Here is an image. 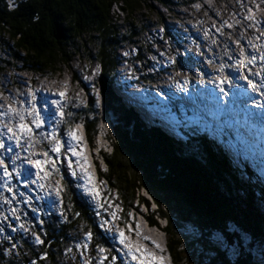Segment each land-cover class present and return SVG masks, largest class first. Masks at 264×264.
Instances as JSON below:
<instances>
[{
  "label": "trees",
  "instance_id": "16d2710c",
  "mask_svg": "<svg viewBox=\"0 0 264 264\" xmlns=\"http://www.w3.org/2000/svg\"><path fill=\"white\" fill-rule=\"evenodd\" d=\"M151 1L168 3L167 0H0V80L13 84L9 83L8 71L56 78L65 68L70 70L76 58L98 62L101 67L98 86L112 116L113 134L111 154L102 155L107 169L103 177L110 195L112 191L119 194L124 215L138 201H145L139 196V190L143 189L166 219L167 247L174 264H186L185 261L192 264L191 260L194 264H264V249H260L264 248V189L246 182L242 176L238 178L225 156L204 137L191 138L184 144L158 129L146 127L137 115L123 108L107 86L117 66L119 47L139 42L142 32L152 25L151 13H146L153 9ZM115 4L124 13L122 19L112 14ZM136 13L141 14L140 24L133 17ZM158 19L164 22L161 14ZM71 116L64 127L68 122L81 120L92 141L100 128L98 113H92L91 109ZM68 191L71 195L64 197L63 225H45L41 233L43 244L36 249L23 244L26 252L18 258L6 259L0 249V264H31L33 260L36 264H65L66 247L89 229L95 244L104 241L93 223V209L73 187ZM75 213L80 215L73 218ZM173 215L189 224L185 230H189L193 240L185 238L187 244L178 236ZM150 222L156 224L152 218ZM213 235L220 236L226 252L223 244L213 243ZM236 246L240 252L234 256ZM41 256L46 259L41 260Z\"/></svg>",
  "mask_w": 264,
  "mask_h": 264
},
{
  "label": "snow or ice",
  "instance_id": "6c2138e0",
  "mask_svg": "<svg viewBox=\"0 0 264 264\" xmlns=\"http://www.w3.org/2000/svg\"><path fill=\"white\" fill-rule=\"evenodd\" d=\"M9 6L12 7L11 4ZM245 19H248V17H245ZM251 24L260 27L262 29L260 35L264 37V25H261L255 19L251 20ZM251 47L258 51V55L246 54L245 50L241 48L240 58L235 61L233 68L239 72V76L235 79L243 80L247 85V92L243 88H238V95L247 97V100H253L249 93L259 97V99L253 100L251 106L247 102L242 105L240 110L243 112L245 122L252 127L259 123L262 126V130H264V43H252ZM258 61L260 64L259 71L255 73L251 71L245 72L249 65L255 66ZM225 67L224 64H221L217 69L221 75L215 81L214 87L221 94L216 97L217 107L222 111H230L228 104L221 105L219 103V101L225 100L229 95L223 85H228L229 87L238 86L234 83V79L224 75ZM96 74L94 71L93 75ZM252 76L259 78L260 82L258 84L254 82L250 78ZM84 79L87 81L88 77L85 76ZM176 87L179 91L186 92L184 86L177 84ZM66 89L67 85L60 91H54L40 97L39 104L50 105L51 111L47 107L43 108V110L38 108L37 95L31 87L27 90L26 96H23V99L5 97L8 100V104L0 107V129H2L0 130V171H2L0 179H3L7 185L5 191L8 192L13 191L11 187L13 178L17 181L22 179V187L29 190L34 186L36 191L33 195L36 199H49L52 207L58 210L62 218H64L63 199L65 195H71L68 190L70 187H74L82 191L83 195L90 198V201L95 204L96 214L99 218L100 210L104 208L105 204H107L109 209H113V205L109 202L108 197H101L93 173L89 171L90 164L88 158L84 155L83 141L81 139L80 129L82 126L68 122L66 128L62 131L60 129V125L66 122V115H72L71 112L66 114L64 111L66 102L69 99ZM0 95L3 94L0 93ZM16 95L21 96L22 93L17 92ZM156 95L159 96L160 93L157 92ZM49 96L54 98L50 99ZM97 103H99V99H97ZM253 108L258 111H252ZM41 129L44 131H40ZM5 140L8 141L7 144H5ZM13 148H15V151H13ZM22 153L25 155H21ZM5 154H10L8 155V163L11 164V171L4 159ZM65 165L67 176H70L72 181H75V184L70 185L66 182L65 174L62 171V166ZM53 180H55V183H53ZM12 198L15 199L16 197L13 195ZM4 202L8 203L7 200ZM23 202L29 203L27 199ZM69 210H71V205H69ZM33 211H36L35 207H33ZM12 212L14 214L15 209ZM36 214L38 215L39 213ZM79 215V213H75L73 218ZM128 216L131 217L132 213H128ZM119 220L120 217L116 210L113 209L108 213L107 219H99V227L106 234L111 235L113 232L111 222ZM21 227L23 226L21 225ZM24 230L28 231V229ZM126 232L132 233L133 228L128 227L126 230L117 228L113 236L115 243L120 245L116 251L124 258L123 264H165L166 258L158 254L163 252L158 243L151 240L148 236H143L142 240L151 244L153 250L149 251L145 244L131 241ZM134 234L137 237H141L138 223L134 225ZM92 239L93 233L89 229L85 232L83 240L75 245L76 251L80 252L83 250V252H88L89 243ZM34 242L37 245L43 243L40 236H36ZM68 251L71 252L72 249L69 248ZM96 252L98 257L95 260V264H105V261H108V264H117V256H110L109 249L98 245ZM40 259L44 260L46 256H41ZM81 259L83 264H93L90 258L81 256ZM31 264H36V261L33 260Z\"/></svg>",
  "mask_w": 264,
  "mask_h": 264
},
{
  "label": "rangeland",
  "instance_id": "374dc122",
  "mask_svg": "<svg viewBox=\"0 0 264 264\" xmlns=\"http://www.w3.org/2000/svg\"><path fill=\"white\" fill-rule=\"evenodd\" d=\"M172 2H180V0H171ZM181 1H183V2H186V3H184L183 4V6H187V7H178L179 5H175L174 7H171L169 10H167L166 11V9L164 8V7H160V5L157 3V2H150L151 3V6H152V10L151 11H146V13L147 12H149V13H151L150 15H151V17L149 18L150 20H151V23L152 24H155V23H157V22H159V16H160V14H161V16L163 17V18H167L168 17V20L167 19H164V23H166V24H171V23H173V24H177V22L178 23H181L178 19H172V18H170L171 16H173V17H175V18H178L177 16H178V12H188L189 14L190 13H194V14H196V11L194 12V11H192V8H197V7H199L200 5H202V4H204V3H206L205 5H214L215 6V8L213 9V11L215 12V14H216V17L217 18H219V19H222L223 18V16L221 15V13H220V11H218L220 8H224V9H226L228 6H229V4H232L234 1L235 2H237V1H242V0H226V2L224 1V0H221L220 2L219 1H217V0H204L203 2H201V0H181ZM245 1V3H243V6L247 3V0H244ZM260 1H262V0H260ZM217 3V4H216ZM219 3V4H218ZM168 4H170V3H168ZM204 5V6H205ZM241 9V8H240ZM118 11L120 14H121V16H122V18H123V14L124 13H122V12H120V10H119V8H117V9H114V11ZM231 10V11H230ZM230 10H226L227 12L229 11L231 14H233V12H234V10H232V9H230ZM260 11V10H259ZM239 13V14H238ZM262 13V12H261ZM207 13L205 12H203L202 13V15L201 16H205ZM263 14V17H264V13H262ZM180 15V14H179ZM240 16V17H243V12H242V10H240V11H238L237 12V14H233L232 16H230V15H227V17H229V18H231V20L233 19V23H229L228 22V20H224L221 24L220 23H218L217 22V20H215L214 18H210V17H205V19H206V22H208V21H210L211 22V24H210V26H209V28H207L206 30H207V35L206 34H204V33H202V32H199L200 33V35L202 36V38L201 39H204V41H205V44H202V47L204 48V51H206L207 53H213V49H210L209 48V46H213L214 47V49L215 50H218L219 48H223L225 51H226V53H225V55H226V58H224V60L225 61H230V60H232L231 59V57H233V56H228V54H227V52H228V47H227V45H225L227 42H231L233 45H235V46H237V45H240L241 43H239V41H237V40H235V38L232 36V33L233 32H238V33H246L245 31H248V29H250V27H251V24H250V20H251V16L249 17V21H248V23L246 24L249 28L248 29H245V27H246V25L244 26V25H241V21L240 20H238V19H236V16ZM234 16V17H233ZM134 19H135V21L138 23V24H140L141 23V20H142V17H141V14H134ZM264 19V18H263ZM208 20V21H207ZM160 24H162L161 22H159ZM188 23H191V21H188ZM232 25H236V27L234 28V29H232V30H230V32H226L224 29H225V27H232ZM182 26H184V25H182ZM191 26V25H190ZM241 30H244L245 29V31H240V29ZM158 29H160L161 31H162V26H160V27H158L157 28V30ZM253 29V28H252ZM254 29H258L256 26H254ZM253 29V30H254ZM259 31H255V33H256V36H258V38H260V39H256L255 41H256V43H264V37H262L261 35H260V33H261V31H262V29L259 27ZM193 30H195V29H193ZM146 31L147 32H144L143 31V35H142V38H143V41H142V43L144 42V45H146V44H148V45H146V47H143V52H142V55L144 56V54H145V49H155L162 57H164V58H168L169 57V55L167 54V52H170L169 50L170 49H172V46L167 42V41H160V38H161V36H160V38H159V36H158V34L155 32V30L154 29H149V28H146ZM215 31H216V33H215ZM142 32V31H141ZM210 33H211V36H209L210 35ZM218 34V35H217ZM220 37H221V39H220ZM263 39V40H262ZM224 42H223V41ZM263 41V42H262ZM158 42H160V43H158ZM150 43H151V45H150ZM157 43V44H156ZM253 43H255V42H253ZM218 44H221L220 45V47H218ZM191 44H189L188 43V48H190L191 50H194V52L195 53H197V55L199 56L200 55V53H201V51H200V49H199V47H195L194 49H193V46H190ZM246 45L248 46V41H246ZM251 45V44H250ZM246 46V47H247ZM127 50L128 49H124V50H121V53L122 54H120V57L122 58L123 56L122 55H129L130 57H135L136 55H135V53L132 51L131 53H128L127 52ZM244 50H245V52L247 51V49L246 48H244ZM248 50H250L249 52H250V54H251V52H253V54H257L258 55V51L256 50V49H253L251 46H249L248 47ZM257 51V52H256ZM136 52V51H135ZM235 53H236V55L239 57L240 56V52H239V49L237 48V50L235 51ZM216 55H217V57H216V60H219L220 61V63H221V60H223V56L221 55V54H219V56H218V53H216ZM236 56V57H237ZM147 57L148 56H146V60H145V62L147 63V61H148V59H147ZM194 57V56H193ZM188 58V57H187ZM239 59V58H238ZM145 62H144V64H145ZM187 62H189V64H190V60H188ZM214 62V61H213ZM164 63V62H163ZM194 64H196V62L194 61L193 62ZM202 65L203 66H206V67H208V69H210V70H217L219 67H220V65L221 64H210V63H208V62H203L202 63ZM226 67H225V69H224V75H226V76H228L227 75V73H226V71H228V69L229 68H233V63L229 66H227L226 64H224ZM137 66V65H136ZM71 69L69 70V69H64V71H63V73L59 76V77H57V79L54 81V80H47V79H41L40 77H38V76H32V80L33 81H31L30 79H29V77H28V75H27V77L25 76V75H23V74H16V73H14V72H12V71H8L10 74H8V76H10V78H9V83L10 82H13V84H7V81H5V79H3V80H0V91L2 90V91H4L3 93H5L4 95H2V99H5V97H7L8 96V94H7V92H10V93H12L13 94V97H15V98H17V99H23V96H26V94H27V90L29 89V87H33V88H31L34 92H36V95H37V99H38V108L40 109V104H39V93H37L38 91L37 90H50V88L51 89H55L56 90V87L57 86H59L60 85V83H63V82H65V83H67L68 84V86H67V89H66V91H67V93L69 92L70 94L68 95V97H69V99L67 100V102H66V107H65V109H67V110H71V111H73L72 112V114H75L76 112H78V111H80V110H87L88 108H93V109H96L97 111H101L102 110V101H101V98H100V94H99V91H98V89H90L89 90V92H88V90L86 91V90H84L83 88H81L80 87V82L79 81H77V82H70V78L73 76L72 75V73H76V71L78 72V73H80L81 74V72L82 71H84V70H86V69H88L89 68V65H87V64H85L83 61L82 62H79L77 59L74 61V62H72V64H71ZM137 67H140V68H144V65H143V63H141V65H139V66H137ZM256 67L258 68L259 66H257V64L255 65V66H252V65H249L246 69H245V71L246 72H248V71H253V72H257V69H256ZM236 71H233V72H231L230 73V75L231 76H234V75H238L237 73H235ZM140 73H145V71L144 70H141L140 71ZM171 74L175 77H177V72L176 71H173V70H171ZM220 74V73H219ZM221 75V74H220ZM85 76H87L88 77V80L87 81H85V83H87L88 81H91L92 80V78H91V76H89V75H85ZM85 76H83L82 77V79H81V82L84 84V82L82 81V80H85L84 79V77ZM163 76V75H162ZM48 78V77H47ZM59 78V79H58ZM168 78H170L171 79V77L170 76H168ZM178 78V77H177ZM182 79H184V80H186V78H182ZM59 83V84H58ZM94 83L96 84V80L94 81ZM44 85V87H43V85ZM95 84H94V87H95ZM7 85V86H6ZM61 86V85H60ZM59 86V87H60ZM62 89H64V86H61V90ZM7 91V92H6ZM17 92H19V93H22V95L21 96H17L16 94H17ZM49 93H51V92H49ZM132 96L133 95H135V94H132V93H130ZM42 95H40V97H41ZM116 96L118 97V94L116 93ZM1 98V97H0ZM97 99H99V103H97ZM200 100V102H198V100ZM89 100H92V106H89ZM161 100V99H160ZM196 102H198V104L199 105H203L204 106V108H205V106L206 105H212V102H209L208 100H204L202 97H198V98H195L194 100H193V103H196ZM125 106H127V104L126 103H123ZM213 106V105H212ZM42 108H45L44 107V105H41V109ZM143 112V111H142ZM104 114L106 115V112H104ZM107 116H110V115H107ZM72 117V116H71ZM109 120H111L112 121V117L110 116L109 117ZM197 121H199V120H197ZM161 122H163V123H169L170 122V120L168 119V118H164V119H162V121ZM209 130V129H208ZM102 137V136H101ZM95 145V148L94 149H91V150H89L88 149V146H87V149L89 150V155H91L92 156V159L93 158H97V159H99V163L101 164V166H102V168H103V171L104 172H106V170H105V165H103V159H102V157H101V150H100V148L102 147V146H104V145H107L106 143H105V140L103 139V138H101V139H98V140H95L93 143H92V146H94ZM98 145V146H97ZM92 146H90V148H92ZM244 147H245V145H244ZM108 152L110 153L111 151H110V148H109V150H108ZM108 152L107 151H105V153H107L108 154ZM230 167V166H229ZM231 170H233V169H231ZM263 171H264V168H263ZM106 187V185H105V183L103 184V186H102V188H105ZM147 191H145V190H143V189H140L139 190V196L143 199H145V201L143 200H140V203H139V205H138V207L134 210V211H132L131 213H132V215H133V217H134V221L136 222H139V221H141V222H139L140 223V226L142 225V233L144 232V233H148L150 236L149 237H151V235H156L158 238H162V237H164L163 236V233H161V231L159 230H156L157 228H151V227H146V225H144L143 223H144V219L146 218L147 220H148V222H150V218H152L153 219V221H156V218H160V214L159 213H161L160 211H159V208H158V206L156 205V203L153 201V198L149 195V193L147 194L146 193ZM138 194V193H137ZM147 198V199H146ZM142 203V204H141ZM154 205H156L155 206V208H156V211H154ZM164 207H165V205H164ZM164 213V212H163ZM58 215H59V213H58ZM145 219V220H146ZM172 219H174L176 222H175V226H176V230L178 231L177 233H178V236L182 239V240H184V243L185 244H187V242H186V239L185 238H189V241L190 240H193V239H191L193 236L189 233V230L188 229H186L185 230V227L187 228V227H189V224L188 223H186V222H182L183 220L182 219H177L176 217L174 218V215H173V217H172ZM178 220V221H177ZM163 222V221H162ZM163 223H165V222H163ZM162 224V223H161ZM174 224V223H173ZM181 228H183L184 230H181ZM159 229V228H158ZM150 232H152L151 234H150ZM148 234H146L147 236H148ZM144 236H145V234H144ZM151 239H152V237H151ZM163 239V238H162ZM211 239L212 240H214L215 242H213L214 244H218V243H221V244H223V249H224V251L226 252L227 251V248L226 247H224V243H223V241H221V239H220V236L217 238V237H215V235H213L212 237H211ZM183 245V247L185 248V249H187L188 247H187V245ZM210 247V246H209ZM202 248H199V251L201 250ZM261 250H263L264 248H260ZM148 250L149 251H152V250H150L149 248H148ZM191 250V249H190ZM189 250V251H190ZM196 250H198V248H196ZM195 250V251H196ZM209 250H211V248H209ZM233 250H237L235 253H234V251ZM233 252H232V255H234V256H236V255H238L239 254V252H240V249L236 246V247H234L233 248ZM192 251V250H191ZM247 251V250H246ZM75 252H76V254H75ZM248 252V251H247ZM84 253V252H83ZM196 253H197V251H196ZM251 254V253H250ZM69 256V257H68ZM81 253H79V252H77L75 249L73 250V251H71V252H69L68 251V249L63 253V258H64V261H72L75 257H77L78 259H81ZM84 256V255H83ZM253 256V255H252ZM85 257V256H84ZM254 259H255V261H257V262H261V261H259V258H257V257H254ZM192 261V264H194V260H191ZM185 263L186 264H191V263H189V262H186L185 261Z\"/></svg>",
  "mask_w": 264,
  "mask_h": 264
},
{
  "label": "bare ground",
  "instance_id": "6f19581e",
  "mask_svg": "<svg viewBox=\"0 0 264 264\" xmlns=\"http://www.w3.org/2000/svg\"><path fill=\"white\" fill-rule=\"evenodd\" d=\"M243 3H245L244 0L242 1H237V2H233L232 4H229V6L224 9V8H220L218 11H220L221 15L223 16V19L224 18H227L231 23H233V19L231 20V18L227 17V15H230L232 16L233 14H231L229 11L227 12L226 10H235V9H240V8H244L245 5L243 6ZM217 4V3H216ZM219 4V3H218ZM260 4L263 5L264 4V0L260 1ZM214 6V5H213ZM119 8L116 4L113 5L112 7V14H118L119 17H121L122 19V16L121 14L116 10L114 11V9H117ZM203 8L205 10H208L211 12V14H214L213 12V9L214 7H212L211 5H205L203 6ZM216 9V8H215ZM231 11V10H230ZM120 12H122L120 10ZM216 12V11H215ZM199 12L196 11V14H198ZM180 14V15H179ZM178 16H184V17H190L188 13H179ZM239 14V13H238ZM234 17V16H233ZM196 18L199 20L198 21V24L197 26L199 28H201L202 30H206L207 28H209L210 25L209 22H206V19H205V16H200V15H196ZM263 14L260 13L258 10L256 9H253L252 11V15H251V20L252 19H255L257 21H259L261 23V25H264V20H263ZM236 19L240 20L241 21V25H243L244 23V19H241V17L238 15L236 16ZM243 20V21H242ZM251 20H250V24H251ZM219 22H222L219 21ZM248 23V22H246ZM221 24V23H220ZM249 24V23H248ZM246 25V24H245ZM192 26V25H191ZM252 25L251 24V27L250 29H248L249 27L246 25L245 29H248V31H245L246 33H238V32H233L232 33V36L235 38V40L239 41V43H241L239 46H235L233 45L231 42H227L225 45H227L228 47V56H233L231 57L232 61H236L238 60V58H240V56L238 57L235 53V51L237 50V48L239 49V52H240V49L241 48H246L247 51L245 52L246 54H250V50H248V47L251 46L250 44H252L253 42L256 43V39H260L258 38V36H256V33H255V29L253 30L252 28ZM236 26H234L235 28ZM188 28V27H187ZM186 28V31H188V29ZM233 28V29H234ZM230 30H232L231 28L230 29H226L227 32H230ZM257 32V31H256ZM221 39V37H220ZM263 40V39H262ZM223 41V40H222ZM246 41L250 42L248 43V46L246 45ZM224 42V41H223ZM202 44H205V41L204 39H196L195 41H193L192 45H193V49L195 47H199L201 53L199 55V58L201 60L203 59H207V58H210L211 61H212V64H226L228 66V64H231V62H228V61H225L224 58H226V51L223 49V48H219L218 50H215L213 46H209L210 49H213V53L211 52L210 54L207 53L206 51H204V48L202 47ZM221 44H218V47H220ZM247 46V47H246ZM169 51H172L171 49ZM170 52H167V54H169ZM216 53H218V56L219 54H221L223 56V60H221V63L219 60H216ZM190 54L192 56H196L197 53L194 52V50H192L190 52ZM251 54H253V52H251ZM237 56V57H236ZM188 57V56H187ZM214 61V62H213ZM189 64V62H187ZM190 65V64H189ZM257 66H259L258 68L256 67L257 71L260 70V64H259V61L257 62ZM200 70L202 71V74H205V73H212L210 70L206 69V68H202L200 67ZM233 71H236L235 69L233 70H230L228 69V71H226L228 77L230 79H234L236 77L239 76V72L236 71L235 73H237L238 75H234V76H231L230 73L233 72ZM214 74H215V77L217 78H214L213 81H212V84L214 86V83L216 80H218L220 78V74L217 70H213ZM246 72V71H245ZM252 73H255L253 71H251ZM197 72L194 71V70H191V73H189V75H195ZM251 79L254 80V82H256L257 84L260 82L259 78L255 77V76H252L250 77ZM171 80H174V81H179L181 82L182 81V78H177L176 76L175 77H172ZM184 80V79H183ZM188 78H186V80L184 81H187ZM239 81V80H238ZM198 82H201V80H199ZM194 83V82H193ZM59 84V83H58ZM43 85V84H42ZM61 86H65L68 84L63 82V83H60ZM59 85V86H60ZM90 85H92V83H90ZM57 86L56 87V90L55 89H51L48 91V90H39V99H40V95H48L50 94L49 92H54V91H60L61 90V86L59 87ZM44 87V85H43ZM185 87V86H184ZM247 92V91H246ZM167 93L168 95L170 96V99L172 100V102H176L178 99L176 98V95L171 92L170 90H167ZM70 93L68 92L67 95H69ZM111 94L113 95V93L111 92ZM38 95V94H37ZM249 95H251L253 97V100L255 99H259V97H256L254 94L252 93H249ZM135 100H137V95H133ZM13 97V96H12ZM198 97H202L205 101L208 100L205 96V94L203 92H199V94L197 95H192L190 94V97L186 100V101H182L180 100L179 101V104L180 106L178 107V114L180 115V118L182 119L181 123H176V126L179 128L180 124H186L188 125L189 122L187 121V117L186 115L187 114H194L195 118L197 120H199L198 122L202 125L201 129H200V134L202 136H206V133L205 131L203 130V127L211 132H214L216 134H221L222 133V137L223 139L227 142V144L230 146V148L233 150V155L235 157H244L245 159H248V160H252L255 164H257L259 167L261 168H264V132L261 131L258 127L254 126H249L246 122H245V119L244 117L240 116L239 114H235L233 113L231 110L230 111H223V114H219V109L217 107V104L215 102H212L210 100H208L209 102H212V105H206V107L210 108L212 110V114L211 115H208L204 112V106L201 104L199 105L198 102L196 103H193V100L195 98H198ZM218 96H215L214 98H216ZM213 98V99H214ZM238 98L240 100L242 99H246L247 97H242L240 95H238ZM58 99V98H57ZM139 99V98H138ZM140 100V99H139ZM144 102V101H142ZM145 104H147L148 106H151L149 104V102H144ZM45 107H47L50 111H51V107L49 105H45ZM230 109V108H229ZM43 110V108L41 109ZM140 111L142 112L143 110L140 109ZM200 117V118H199ZM140 118V117H139ZM199 118V119H198ZM141 119V118H140ZM225 119H227V121H225ZM142 120V119H141ZM145 124H147V120H142ZM174 127V126H173ZM177 130V129H175ZM224 131H227L230 133V139L226 138V132ZM210 135V134H208ZM219 145H221L219 143L218 140H216L212 135H210ZM229 139V140H228ZM245 145V147H244ZM98 146V145H97ZM231 160H235L234 158H231ZM239 166H237L236 168H238ZM250 167V166H249ZM257 173H264V171H259ZM90 199V198H89ZM89 201V200H88ZM89 203L91 205L94 206V204H92L90 201ZM88 206L91 208V206L88 204ZM152 232H150L151 234ZM145 236H147L146 234L148 233H144ZM143 234V236H144ZM141 236L139 239H138V242L141 243V244H145V246L147 248H149L150 250H153L152 247H151V244L150 243H146L142 240V237ZM150 235L148 234V237ZM152 237V239H151ZM151 237H149L151 240H154L155 242L159 241L158 237L156 235H151ZM160 254V253H158ZM79 263H82L83 260L82 259H79L78 260ZM118 264H123V257H120L119 258V261H118Z\"/></svg>",
  "mask_w": 264,
  "mask_h": 264
},
{
  "label": "built area",
  "instance_id": "2783aa9c",
  "mask_svg": "<svg viewBox=\"0 0 264 264\" xmlns=\"http://www.w3.org/2000/svg\"><path fill=\"white\" fill-rule=\"evenodd\" d=\"M3 203H5L4 200H3ZM0 207H1L0 208V222L2 224H4V223L8 224V216L4 215L6 210L4 209V206L0 205ZM9 213H10V215H12L11 212H9Z\"/></svg>",
  "mask_w": 264,
  "mask_h": 264
},
{
  "label": "water",
  "instance_id": "95a60500",
  "mask_svg": "<svg viewBox=\"0 0 264 264\" xmlns=\"http://www.w3.org/2000/svg\"><path fill=\"white\" fill-rule=\"evenodd\" d=\"M110 138L113 139V134L112 132L110 131Z\"/></svg>",
  "mask_w": 264,
  "mask_h": 264
}]
</instances>
